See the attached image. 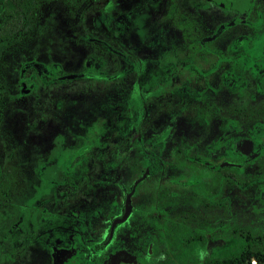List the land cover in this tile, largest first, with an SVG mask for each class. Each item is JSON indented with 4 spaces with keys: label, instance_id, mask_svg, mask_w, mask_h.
Returning a JSON list of instances; mask_svg holds the SVG:
<instances>
[{
    "label": "flooded vegetation",
    "instance_id": "1",
    "mask_svg": "<svg viewBox=\"0 0 264 264\" xmlns=\"http://www.w3.org/2000/svg\"><path fill=\"white\" fill-rule=\"evenodd\" d=\"M100 2L81 71L22 68L20 95L74 84L110 99L32 145L21 203L0 189V264H251L264 256V0ZM232 30L245 31L218 42Z\"/></svg>",
    "mask_w": 264,
    "mask_h": 264
},
{
    "label": "rangeland",
    "instance_id": "2",
    "mask_svg": "<svg viewBox=\"0 0 264 264\" xmlns=\"http://www.w3.org/2000/svg\"><path fill=\"white\" fill-rule=\"evenodd\" d=\"M100 1L40 0L32 14L31 29L0 57V189H9L8 202H22L24 171L30 173L35 164L32 145L38 144V150H47L46 145L53 142L57 133L76 124L82 126L91 122L94 110L110 99L104 94H89L85 86L75 88L74 84L45 86L30 94H19L21 71L30 60L62 63L68 72L83 69L90 43L81 30L99 25L96 24L99 19L93 21V18L97 16L96 11L101 10L103 3ZM86 14L90 16L88 21L84 17ZM244 31L232 30L223 34L218 42H228ZM204 33L210 35L212 30H204ZM127 42L133 45L135 41L129 39ZM109 180L119 183L112 176ZM244 194H249L246 198H250L254 191ZM246 198L242 197L238 203L244 204ZM238 199L237 194L234 201ZM243 208L237 207V212ZM204 262L195 257L190 264Z\"/></svg>",
    "mask_w": 264,
    "mask_h": 264
},
{
    "label": "trees",
    "instance_id": "3",
    "mask_svg": "<svg viewBox=\"0 0 264 264\" xmlns=\"http://www.w3.org/2000/svg\"><path fill=\"white\" fill-rule=\"evenodd\" d=\"M40 0H0V57L12 46L18 44L23 35L32 27V14L38 7ZM259 258L264 263V256ZM240 258L234 260L238 263ZM245 258H242V261Z\"/></svg>",
    "mask_w": 264,
    "mask_h": 264
},
{
    "label": "built area",
    "instance_id": "4",
    "mask_svg": "<svg viewBox=\"0 0 264 264\" xmlns=\"http://www.w3.org/2000/svg\"><path fill=\"white\" fill-rule=\"evenodd\" d=\"M251 264H257V260L256 259H252Z\"/></svg>",
    "mask_w": 264,
    "mask_h": 264
}]
</instances>
